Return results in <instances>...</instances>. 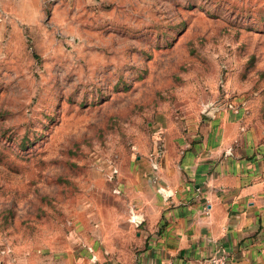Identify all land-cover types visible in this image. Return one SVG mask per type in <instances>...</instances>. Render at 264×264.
Here are the masks:
<instances>
[{"label":"rangeland","instance_id":"374dc122","mask_svg":"<svg viewBox=\"0 0 264 264\" xmlns=\"http://www.w3.org/2000/svg\"><path fill=\"white\" fill-rule=\"evenodd\" d=\"M221 116L264 151V0H0V264H135L156 152Z\"/></svg>","mask_w":264,"mask_h":264},{"label":"crops","instance_id":"0c3cea01","mask_svg":"<svg viewBox=\"0 0 264 264\" xmlns=\"http://www.w3.org/2000/svg\"><path fill=\"white\" fill-rule=\"evenodd\" d=\"M222 117L153 164L135 264H206L217 254L225 264H264V151L249 142L234 151Z\"/></svg>","mask_w":264,"mask_h":264},{"label":"built area","instance_id":"2783aa9c","mask_svg":"<svg viewBox=\"0 0 264 264\" xmlns=\"http://www.w3.org/2000/svg\"><path fill=\"white\" fill-rule=\"evenodd\" d=\"M162 149L158 150L156 152V160L154 161V164L159 163L161 159H157L158 157L162 156ZM206 264H225V256L224 255H213L211 256Z\"/></svg>","mask_w":264,"mask_h":264}]
</instances>
